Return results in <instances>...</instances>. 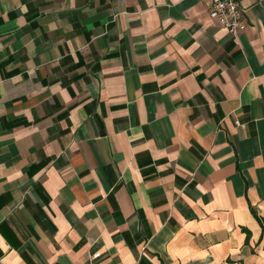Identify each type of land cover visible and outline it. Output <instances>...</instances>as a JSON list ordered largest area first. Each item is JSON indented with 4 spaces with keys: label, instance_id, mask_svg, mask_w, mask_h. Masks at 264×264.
<instances>
[{
    "label": "crops",
    "instance_id": "obj_1",
    "mask_svg": "<svg viewBox=\"0 0 264 264\" xmlns=\"http://www.w3.org/2000/svg\"><path fill=\"white\" fill-rule=\"evenodd\" d=\"M0 0V264H264V0Z\"/></svg>",
    "mask_w": 264,
    "mask_h": 264
},
{
    "label": "built area",
    "instance_id": "obj_2",
    "mask_svg": "<svg viewBox=\"0 0 264 264\" xmlns=\"http://www.w3.org/2000/svg\"><path fill=\"white\" fill-rule=\"evenodd\" d=\"M208 5V17L231 35L237 36L247 25L237 0H202Z\"/></svg>",
    "mask_w": 264,
    "mask_h": 264
}]
</instances>
